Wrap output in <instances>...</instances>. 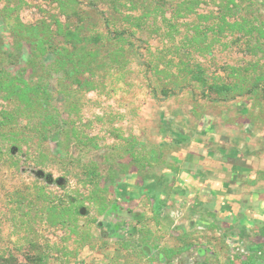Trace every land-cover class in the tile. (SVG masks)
<instances>
[{"label": "rangeland", "instance_id": "374dc122", "mask_svg": "<svg viewBox=\"0 0 264 264\" xmlns=\"http://www.w3.org/2000/svg\"><path fill=\"white\" fill-rule=\"evenodd\" d=\"M180 1L0 0V68L40 93L49 130L41 146L21 140L3 147L19 165L0 158V252L21 262L41 254L42 264L196 260L195 250L178 245L168 215L146 213L148 199L127 201L115 193L114 181L157 175L158 154L174 147L179 128L203 143L236 135L263 150L257 157L264 165V37L258 29L264 0H202L197 12L178 15ZM196 25L206 35L198 43L191 38ZM197 64L205 84L187 72ZM13 105L0 98V110ZM41 114L21 111L15 128L30 131L26 126H37ZM35 184L56 201H73L74 221L53 224L39 208L10 205ZM115 204L118 212H104ZM110 219L119 236L110 232ZM155 221L167 231L148 256L143 229ZM214 258L208 264H216Z\"/></svg>", "mask_w": 264, "mask_h": 264}, {"label": "crops", "instance_id": "0c3cea01", "mask_svg": "<svg viewBox=\"0 0 264 264\" xmlns=\"http://www.w3.org/2000/svg\"><path fill=\"white\" fill-rule=\"evenodd\" d=\"M225 136L220 134L223 140L216 138L210 145L190 138V142L162 148L158 157L163 165L157 175H147L153 192L134 199L137 203L148 199L146 213L150 209L169 216L178 245L188 246L184 252L196 251L193 264H208L211 255L216 264H264V165L257 157L263 150L246 146L236 135ZM258 175L263 178L256 180ZM163 179L166 184L161 185ZM160 190L156 203L153 193ZM128 213L139 218L140 212ZM176 219L191 222L187 229L177 228ZM165 225L155 221L144 227L142 249L148 245L151 254L159 249L156 245L160 246L162 232L167 231Z\"/></svg>", "mask_w": 264, "mask_h": 264}, {"label": "trees", "instance_id": "16d2710c", "mask_svg": "<svg viewBox=\"0 0 264 264\" xmlns=\"http://www.w3.org/2000/svg\"><path fill=\"white\" fill-rule=\"evenodd\" d=\"M228 1L232 3L234 2V0ZM201 2L202 0H181L177 4L176 14L189 15L190 13L197 12V7ZM145 8L149 10L147 6ZM200 17L207 19V16L204 15H200ZM237 24V20H235L230 23V26L234 27ZM239 26L244 25L241 24ZM254 29H256V27ZM258 29L264 37V27H258ZM195 31L197 32V34L192 35L191 38L193 39V41H196L198 43L202 28L197 27L196 25ZM75 36L76 32H71L70 38H74ZM203 36L206 35L203 34ZM39 49L41 52L45 51L43 45H40ZM187 72L190 73L191 78L202 81L201 84H205L204 73L199 64H197L195 68H189ZM257 81L258 83L262 82L263 78H261V76H258ZM0 98L5 101L11 100L13 104H16V106L13 105L14 107H12L11 109L2 107L0 110V158L5 157L11 160L12 163L16 164V166H18L19 158L9 153H6V155H4L3 147L7 144H19V141L21 140L25 141V143L29 144V146H31L30 143L32 141L40 145L44 140L49 138V130L43 124L46 121L47 115L41 114V112H43L42 109L44 108V103L42 101L40 93L33 85H30L24 79L2 68H0ZM18 111L20 112L18 113ZM21 111L29 113L33 111L37 112V115L41 114V116H38V121L36 124L37 126L27 125L26 127L30 128V131L21 128H15V122L18 121V117L21 114ZM33 133H35V139L32 137ZM37 151V155H39L40 149H37ZM33 187L34 190L32 193H19L16 197L10 199V205L13 208L16 207L19 209L24 207L39 208L47 214L48 221L53 224L64 222L66 220L74 221V218L76 217V215H78L79 210L75 209L73 201H69L68 203L56 201L50 193L45 191L43 185L35 184ZM117 208V204H115L113 205V209H106L104 212L108 214L111 212V210L113 212L115 209L117 210ZM182 248H184L183 250H187L188 246L185 245ZM167 252H173V250L169 249L167 250ZM43 262L44 258L41 254L32 256L28 255L26 256V261L21 262L12 253L5 254L3 252H0V264H42ZM244 264L249 263L245 262Z\"/></svg>", "mask_w": 264, "mask_h": 264}, {"label": "flooded vegetation", "instance_id": "af4514ba", "mask_svg": "<svg viewBox=\"0 0 264 264\" xmlns=\"http://www.w3.org/2000/svg\"><path fill=\"white\" fill-rule=\"evenodd\" d=\"M189 130L190 131H186L183 128L182 129L181 128L177 129V131H176L177 140H176V142L173 141L174 145L175 144H180V143L184 144V143L190 142V138H194V137L191 136L193 131L191 129H189ZM218 133H219V131H218ZM215 140H216V138L210 137L208 139V142H205V143L206 144L208 143L210 145L211 143L215 142ZM166 179H168V178H166ZM166 179H163L162 181H160L161 185L166 184V183H164L165 182L164 180H166ZM123 182H125L124 185L123 184L119 185L121 183L120 180L118 178H115L114 185H116V187H117L116 191H118V192H115V193L118 194L119 191H121V193L119 195L124 194L122 196H124L123 198L126 199L127 201H129V200L131 201L134 198H138L141 195H144L146 193H152L153 192V191L151 192L150 188H148V186H147L148 185V176L147 175L142 176V178H140V181H136L134 178H132L131 180H128L127 182L126 181H123ZM150 184H152V182ZM152 187H154V185ZM118 189H120V190H118ZM162 189L164 190V188H162ZM163 190H160L159 193H156V192L153 193L155 202L159 201L160 195L162 194L161 191H163ZM161 209H163V208H161ZM118 210L119 209L117 208V210L115 209L113 212H118ZM110 221H111V222H109L110 232L113 235H115V236L120 235V233H119L120 229H118V227H116L117 222L114 223L111 219H110ZM190 222L191 221L186 222L184 220L176 219L175 220V227H177V228H181L182 227V228L187 229V227H189V223Z\"/></svg>", "mask_w": 264, "mask_h": 264}, {"label": "water", "instance_id": "95a60500", "mask_svg": "<svg viewBox=\"0 0 264 264\" xmlns=\"http://www.w3.org/2000/svg\"><path fill=\"white\" fill-rule=\"evenodd\" d=\"M37 173H38L39 175L42 174L41 171H38ZM56 181H57L58 184H62L63 179H62L61 177H58ZM83 212H84V208L82 207V208L80 209V213H83ZM143 249L146 251L147 254H151V250H150V247H149L148 245H144V246H143Z\"/></svg>", "mask_w": 264, "mask_h": 264}]
</instances>
